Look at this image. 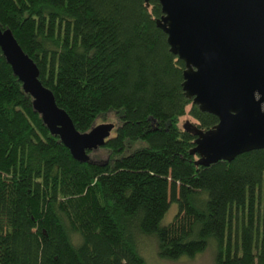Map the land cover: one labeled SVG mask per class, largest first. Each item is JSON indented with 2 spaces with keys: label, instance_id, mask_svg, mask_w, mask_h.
I'll return each mask as SVG.
<instances>
[{
  "label": "trees",
  "instance_id": "1",
  "mask_svg": "<svg viewBox=\"0 0 264 264\" xmlns=\"http://www.w3.org/2000/svg\"><path fill=\"white\" fill-rule=\"evenodd\" d=\"M160 17L155 1L0 0L2 29L75 129L116 119L78 163L0 50V264H147L144 237L166 260L213 242L215 264H264V149L199 164L193 130L218 120L185 98Z\"/></svg>",
  "mask_w": 264,
  "mask_h": 264
},
{
  "label": "water",
  "instance_id": "2",
  "mask_svg": "<svg viewBox=\"0 0 264 264\" xmlns=\"http://www.w3.org/2000/svg\"><path fill=\"white\" fill-rule=\"evenodd\" d=\"M161 9L156 26L170 53L184 64L182 90L201 113L217 118L208 131L193 130V155L203 167L232 162L264 149V0H144ZM0 50L45 127L78 163H88L110 138L113 125L78 132L39 80L34 62L0 25Z\"/></svg>",
  "mask_w": 264,
  "mask_h": 264
},
{
  "label": "rangeland",
  "instance_id": "3",
  "mask_svg": "<svg viewBox=\"0 0 264 264\" xmlns=\"http://www.w3.org/2000/svg\"><path fill=\"white\" fill-rule=\"evenodd\" d=\"M189 108H187V111ZM186 120L192 121L188 116L183 117L180 123L183 124ZM102 123H116V119L113 115H108L106 119L97 121L96 125ZM176 206L170 204L169 210L163 219L162 225L170 223L176 214ZM140 252L143 255L147 264H215L216 245L213 242H209L208 247L202 253H199L193 257H180L176 260L162 259L158 255L157 243L153 237H144L139 245Z\"/></svg>",
  "mask_w": 264,
  "mask_h": 264
}]
</instances>
